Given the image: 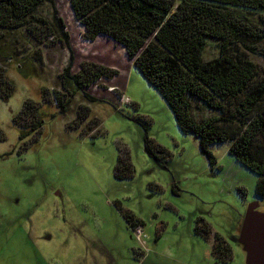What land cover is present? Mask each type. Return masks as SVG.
Instances as JSON below:
<instances>
[{"label": "rangeland", "instance_id": "rangeland-1", "mask_svg": "<svg viewBox=\"0 0 264 264\" xmlns=\"http://www.w3.org/2000/svg\"><path fill=\"white\" fill-rule=\"evenodd\" d=\"M55 2L69 33L72 73L80 62H90L118 75L86 90L107 102L89 104L78 92L58 114L53 104L42 103L41 90L61 91L57 75L68 62L66 49L42 47L43 64L28 79L16 61L5 64L15 92L0 100V264H222L211 255L215 233L232 248L227 264H244L245 253L232 237L254 200L255 175L227 154L226 144L211 148L216 163L210 166L198 141L178 129L165 101L125 52L104 36L83 40L69 1ZM49 13L47 5L40 10ZM31 51L22 60L33 66ZM203 53L208 60L216 49L210 44ZM252 59L264 69L263 57ZM27 99L40 104L43 125L38 138L24 145L11 119ZM80 104L100 120L94 137L81 136L88 121L68 128ZM192 114L196 120L217 115L201 104ZM144 128L163 149L160 162L144 151ZM124 154L132 175L117 179L113 169ZM260 202L258 211H264ZM125 213L142 222L139 235L127 227Z\"/></svg>", "mask_w": 264, "mask_h": 264}, {"label": "trees", "instance_id": "trees-1", "mask_svg": "<svg viewBox=\"0 0 264 264\" xmlns=\"http://www.w3.org/2000/svg\"><path fill=\"white\" fill-rule=\"evenodd\" d=\"M68 1L83 28V40L104 36L121 47L131 65L165 101L178 129L198 141L200 154L209 165L216 163L211 148L226 144L227 154L255 175L253 196L264 203V69L252 59L264 58V0ZM46 5L50 11L47 17L40 14ZM210 44L216 56L206 60L203 52ZM54 45L66 49L69 58L57 75L61 91L42 89V103L50 102L58 114H63L78 92L89 104L107 102L86 90L102 79L114 78L118 71L80 62L72 73L69 33L55 0H0V100L6 102L15 92L5 64L16 61L24 79L35 77L34 66L44 61L42 47ZM31 49L33 66L22 60L23 52ZM198 104L217 115L196 120L192 108ZM128 105L135 106L131 102ZM85 121L89 129L81 136L94 137L100 132V120L82 104L68 128L77 130ZM11 122L22 144L26 145L28 138L35 141L43 125L40 104L25 100ZM143 130L144 151L160 162L164 159L162 147L148 137L146 128ZM4 140L0 129V142ZM132 171L127 154L118 156L114 177H130ZM123 218L130 229L142 225L132 214L125 213ZM201 228L209 235L207 224ZM211 255L222 264L233 258L230 244L216 233Z\"/></svg>", "mask_w": 264, "mask_h": 264}, {"label": "water", "instance_id": "water-1", "mask_svg": "<svg viewBox=\"0 0 264 264\" xmlns=\"http://www.w3.org/2000/svg\"><path fill=\"white\" fill-rule=\"evenodd\" d=\"M256 200L247 207L236 239L245 253L244 264H264V211L257 210Z\"/></svg>", "mask_w": 264, "mask_h": 264}, {"label": "built area", "instance_id": "built-area-1", "mask_svg": "<svg viewBox=\"0 0 264 264\" xmlns=\"http://www.w3.org/2000/svg\"><path fill=\"white\" fill-rule=\"evenodd\" d=\"M127 102H128V101H127ZM140 232H141L140 227H135V228H134V233H135L136 235H139Z\"/></svg>", "mask_w": 264, "mask_h": 264}, {"label": "flooded vegetation", "instance_id": "flooded-vegetation-1", "mask_svg": "<svg viewBox=\"0 0 264 264\" xmlns=\"http://www.w3.org/2000/svg\"><path fill=\"white\" fill-rule=\"evenodd\" d=\"M255 200H256V199L254 198L253 202H255ZM256 201L258 202V200H256ZM253 202H252V203H253ZM259 203H261L260 200H259L258 204H259ZM257 210H258V208H257ZM242 218H243V217H242ZM242 218L240 219V222H239L240 224H241ZM239 223H238V224H239ZM240 224H239V228H240ZM239 228H238V231H239ZM237 234H238V233H237ZM236 239H237V238H236ZM236 239H235L234 241H236ZM236 242H237V241H236ZM241 247H242V246H241Z\"/></svg>", "mask_w": 264, "mask_h": 264}, {"label": "crops", "instance_id": "crops-1", "mask_svg": "<svg viewBox=\"0 0 264 264\" xmlns=\"http://www.w3.org/2000/svg\"><path fill=\"white\" fill-rule=\"evenodd\" d=\"M119 48H121V47H119ZM122 49V48H121ZM123 50V49H122ZM123 52H124V50H123ZM129 65H131V62H130V64Z\"/></svg>", "mask_w": 264, "mask_h": 264}]
</instances>
